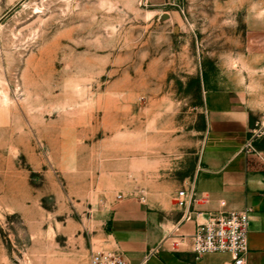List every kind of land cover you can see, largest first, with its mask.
I'll use <instances>...</instances> for the list:
<instances>
[{
  "label": "rangeland",
  "instance_id": "obj_1",
  "mask_svg": "<svg viewBox=\"0 0 264 264\" xmlns=\"http://www.w3.org/2000/svg\"><path fill=\"white\" fill-rule=\"evenodd\" d=\"M208 88L264 135V0H0V264H90L118 195L168 202Z\"/></svg>",
  "mask_w": 264,
  "mask_h": 264
},
{
  "label": "crops",
  "instance_id": "obj_2",
  "mask_svg": "<svg viewBox=\"0 0 264 264\" xmlns=\"http://www.w3.org/2000/svg\"><path fill=\"white\" fill-rule=\"evenodd\" d=\"M251 99L233 88L205 90L206 136L194 176L172 187L166 203L133 197L111 203L105 210L107 249L132 264H233L230 253L197 257L193 234L213 213L247 211L245 264H264V135L254 127L258 109ZM251 139L254 150L248 151ZM192 180L195 199L181 209L177 191Z\"/></svg>",
  "mask_w": 264,
  "mask_h": 264
},
{
  "label": "built area",
  "instance_id": "obj_3",
  "mask_svg": "<svg viewBox=\"0 0 264 264\" xmlns=\"http://www.w3.org/2000/svg\"><path fill=\"white\" fill-rule=\"evenodd\" d=\"M246 148L248 151L254 150L252 139ZM195 195L196 185L195 180H192L177 191V206L187 209L193 203ZM118 197L123 198L122 195ZM249 224L250 216L247 211H225L211 214L206 221L197 224L193 234L196 256L201 257L207 253H230L233 257V264H245ZM178 245L179 243H175V246ZM89 263L132 264L120 251L105 248H92Z\"/></svg>",
  "mask_w": 264,
  "mask_h": 264
},
{
  "label": "trees",
  "instance_id": "obj_4",
  "mask_svg": "<svg viewBox=\"0 0 264 264\" xmlns=\"http://www.w3.org/2000/svg\"><path fill=\"white\" fill-rule=\"evenodd\" d=\"M194 83L196 84V86H200V79L199 78H196L195 80H194Z\"/></svg>",
  "mask_w": 264,
  "mask_h": 264
}]
</instances>
